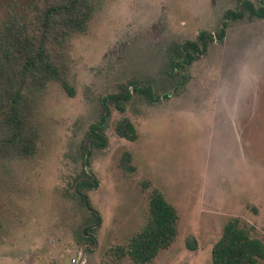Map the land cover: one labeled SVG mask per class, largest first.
Segmentation results:
<instances>
[{
  "label": "rangeland",
  "instance_id": "obj_1",
  "mask_svg": "<svg viewBox=\"0 0 264 264\" xmlns=\"http://www.w3.org/2000/svg\"><path fill=\"white\" fill-rule=\"evenodd\" d=\"M241 4L99 0L83 31L53 37L75 94L49 83L34 106L35 155L0 158V264H135L108 250L147 224L153 188L179 219L151 264H214L212 248L235 217L264 242V17L229 15ZM205 32L213 39L204 53L176 67V47H203ZM124 117L136 141L117 134ZM93 125L105 145L90 140ZM87 175L97 185L84 188V201L74 187Z\"/></svg>",
  "mask_w": 264,
  "mask_h": 264
},
{
  "label": "trees",
  "instance_id": "obj_2",
  "mask_svg": "<svg viewBox=\"0 0 264 264\" xmlns=\"http://www.w3.org/2000/svg\"><path fill=\"white\" fill-rule=\"evenodd\" d=\"M99 0H9L5 14L0 19V158H27L35 155L38 143V129L35 125L34 106L39 94L49 83L55 81L71 96L75 91L70 85L63 66L55 61L49 48L50 41L61 37L67 40L72 34L83 31L96 9ZM241 9L229 15L264 17V7L241 0ZM219 39L224 36V28ZM202 46L197 41H185L178 45L175 57L176 67L185 68L204 53L213 36L200 34ZM174 57V58H175ZM140 92L148 94L147 88ZM128 99L130 94L126 95ZM119 110H125V102H116ZM93 125L90 140L96 145H105L107 139ZM101 128V127H100ZM119 136L131 141L138 139L134 123L127 117L116 125ZM96 137V139H95ZM89 148V146H88ZM2 156V157H1ZM124 167L134 172L130 165L131 156L125 153ZM79 180L75 193H82L87 186H96L97 180ZM95 185H93V184ZM146 186V185H145ZM95 213L96 219H99ZM149 220L135 233L126 245L111 247L108 252L120 262L129 256L135 264H151L159 251L168 248L178 235V212L163 193L153 188L149 194ZM189 248L196 244L187 241ZM264 260V242L251 234L239 218L229 220L221 237L212 248L214 264H261ZM109 264V263H106ZM120 264V263H113Z\"/></svg>",
  "mask_w": 264,
  "mask_h": 264
},
{
  "label": "water",
  "instance_id": "obj_3",
  "mask_svg": "<svg viewBox=\"0 0 264 264\" xmlns=\"http://www.w3.org/2000/svg\"><path fill=\"white\" fill-rule=\"evenodd\" d=\"M88 201V199L86 198V202ZM87 206L89 208L88 202H87ZM83 251H85V246H83Z\"/></svg>",
  "mask_w": 264,
  "mask_h": 264
},
{
  "label": "flooded vegetation",
  "instance_id": "obj_4",
  "mask_svg": "<svg viewBox=\"0 0 264 264\" xmlns=\"http://www.w3.org/2000/svg\"><path fill=\"white\" fill-rule=\"evenodd\" d=\"M230 13V12H229ZM238 18H240L241 16H237ZM89 243V242H88Z\"/></svg>",
  "mask_w": 264,
  "mask_h": 264
}]
</instances>
